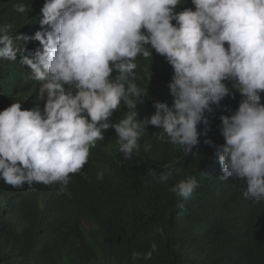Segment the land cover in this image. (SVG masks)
I'll return each instance as SVG.
<instances>
[{
    "label": "clouds",
    "instance_id": "obj_1",
    "mask_svg": "<svg viewBox=\"0 0 264 264\" xmlns=\"http://www.w3.org/2000/svg\"><path fill=\"white\" fill-rule=\"evenodd\" d=\"M191 3L194 10L177 12L182 0H42L39 22L27 2L15 4L17 27L0 26V62L14 63L25 50L31 55L21 59L27 68L4 66L0 180L14 188L59 184V193L68 194L70 174L81 171L103 132L114 130L125 159L147 134L166 136L187 156L207 113L216 129L209 132L224 138L219 178L235 177L243 182L242 196L263 203L264 0ZM150 49L157 61L148 66L173 69L171 105L144 100L159 93L153 71L136 59L152 60ZM225 97L231 104L221 110ZM164 167L145 174L166 183L175 169ZM103 176L97 173L98 180ZM197 187L188 178L170 191L187 199ZM156 250L153 243L132 260H150Z\"/></svg>",
    "mask_w": 264,
    "mask_h": 264
},
{
    "label": "trees",
    "instance_id": "obj_2",
    "mask_svg": "<svg viewBox=\"0 0 264 264\" xmlns=\"http://www.w3.org/2000/svg\"><path fill=\"white\" fill-rule=\"evenodd\" d=\"M22 1L39 22L42 0H0V26L17 27L14 5ZM185 8L194 10L191 0H182L175 11ZM10 35L20 46V39ZM36 48L33 44V52ZM150 50L149 59L155 58L157 53ZM30 55L25 50L14 63L0 62L3 87L4 66L27 68L21 59ZM136 59L157 80L159 93L144 100L171 105L167 85L173 69L163 63L148 66L157 60L147 62L143 56ZM225 83L231 88V82ZM228 98L221 110L231 104ZM123 116L121 111L115 114L118 121ZM213 121L205 113L197 126L198 143L187 156L166 136L161 140L160 135L147 134L125 159L115 130L103 132L104 139L90 149L81 171L70 174L68 194L59 193V184L14 188L0 180V264H264V201L253 203L242 196L243 182L235 177L219 178L223 173L217 152L224 138L209 132L216 130ZM170 163L175 171L166 183L145 174L148 168L168 171L164 165ZM100 171L104 176L98 180ZM188 178L198 184L191 197L170 191ZM153 243L157 250L150 260H132L133 252H146Z\"/></svg>",
    "mask_w": 264,
    "mask_h": 264
}]
</instances>
